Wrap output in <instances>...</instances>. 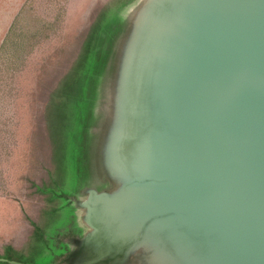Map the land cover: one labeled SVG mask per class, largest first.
Instances as JSON below:
<instances>
[{
	"label": "water",
	"instance_id": "95a60500",
	"mask_svg": "<svg viewBox=\"0 0 264 264\" xmlns=\"http://www.w3.org/2000/svg\"><path fill=\"white\" fill-rule=\"evenodd\" d=\"M113 52L85 236L142 264H264V0H140Z\"/></svg>",
	"mask_w": 264,
	"mask_h": 264
},
{
	"label": "rangeland",
	"instance_id": "374dc122",
	"mask_svg": "<svg viewBox=\"0 0 264 264\" xmlns=\"http://www.w3.org/2000/svg\"><path fill=\"white\" fill-rule=\"evenodd\" d=\"M139 3L0 0L1 258L49 264L60 232L85 229V188H108L98 177L99 131L113 50ZM107 33L113 42L91 92L82 55L90 44L100 50Z\"/></svg>",
	"mask_w": 264,
	"mask_h": 264
},
{
	"label": "flooded vegetation",
	"instance_id": "af4514ba",
	"mask_svg": "<svg viewBox=\"0 0 264 264\" xmlns=\"http://www.w3.org/2000/svg\"><path fill=\"white\" fill-rule=\"evenodd\" d=\"M84 231L60 232L58 240L53 239L59 241L58 253L52 252L49 264H127L132 261V255L127 254L129 243L111 242L102 235L85 236Z\"/></svg>",
	"mask_w": 264,
	"mask_h": 264
},
{
	"label": "trees",
	"instance_id": "16d2710c",
	"mask_svg": "<svg viewBox=\"0 0 264 264\" xmlns=\"http://www.w3.org/2000/svg\"><path fill=\"white\" fill-rule=\"evenodd\" d=\"M104 41L103 42V45L102 48L100 50H98V48L96 49V47H91V44L89 46L88 49H86V51H84L83 55L84 58H83V63H85L87 66H88V84H90V89L89 91H93L94 88H95V83H96V77L98 74H100L103 69H104V64L106 62V59L108 57V54H109V42L112 41V37L111 36H108V33L106 35V37L103 39L99 37V42L100 41ZM111 42V44H112ZM82 63V64H83ZM93 84V85H92ZM6 259L8 260H17V261H21L23 263H29V262H26L25 260H19L20 257L19 256H16L14 254H12V252H8L7 254H5ZM0 264H12L10 263L9 261H0Z\"/></svg>",
	"mask_w": 264,
	"mask_h": 264
}]
</instances>
